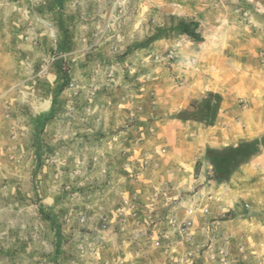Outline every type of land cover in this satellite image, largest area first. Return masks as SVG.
I'll return each instance as SVG.
<instances>
[{
  "label": "rangeland",
  "instance_id": "obj_1",
  "mask_svg": "<svg viewBox=\"0 0 264 264\" xmlns=\"http://www.w3.org/2000/svg\"><path fill=\"white\" fill-rule=\"evenodd\" d=\"M3 1L7 7L24 6L27 13L20 17L18 50L24 76L0 124V264L179 260L173 243L179 244L180 224L199 217L210 226L208 233L212 230L204 220L208 212L201 207L196 213L197 189L174 192L175 199L160 209L158 220L168 221L166 229L152 228L147 216L156 217L155 212L132 217L113 199L112 137L125 131L154 136L152 124L161 118L159 94L179 99L184 85L179 72L199 71L203 61L198 63V56L209 48L184 36L181 24L199 23L204 38L217 25L254 34L253 67L262 72L256 81L264 89V0ZM241 35L220 31L217 36ZM63 71L68 81L58 92ZM217 97L208 95L203 102H217ZM241 102L245 107L242 100L237 105ZM188 109L166 117H191L197 107ZM117 120L123 125L116 126ZM263 144L259 139L243 145L237 149L240 156L232 152L233 167ZM199 173L197 166L194 178ZM226 174L222 170L210 180ZM116 209L121 210L114 215ZM41 212L53 216V222ZM164 231L167 237L159 238Z\"/></svg>",
  "mask_w": 264,
  "mask_h": 264
},
{
  "label": "crops",
  "instance_id": "obj_2",
  "mask_svg": "<svg viewBox=\"0 0 264 264\" xmlns=\"http://www.w3.org/2000/svg\"><path fill=\"white\" fill-rule=\"evenodd\" d=\"M20 7H7L0 0V124L8 99L15 98L24 76L18 50L22 46L20 17L27 12L24 6ZM232 27L217 25L212 29L214 34L202 36L205 40L196 43L209 51L198 56L197 62L203 61L198 72H179L184 82L179 99L169 100L159 94L161 118L152 124L154 136L144 132L132 136L125 131L112 137L113 199L121 209L139 218L144 212H155L157 218L147 216L153 221L152 228L166 229L168 221L158 220L160 209L175 199L174 192L197 189L193 196L196 213L201 207L208 212L204 220L211 222V232L207 231L210 226H204L199 217L194 218L195 223L188 230L190 243L176 232L180 240L173 244L179 247V260L156 264H264V144L250 159L235 165L223 182L210 180L214 170L206 161L207 150L240 149L264 139V89L256 81L262 72L253 67L257 39L246 28ZM220 31H241L242 35L239 39H226L217 36ZM238 66L241 71H236ZM208 95L219 97L210 103L215 111L211 125H206L204 119L203 99ZM239 100L246 103L244 108L237 105ZM191 104L197 107L192 109L195 114L191 117H166L169 112L189 111ZM123 123L117 120L116 126ZM196 164L200 173L194 178ZM162 234L159 238L167 237V231Z\"/></svg>",
  "mask_w": 264,
  "mask_h": 264
},
{
  "label": "trees",
  "instance_id": "obj_3",
  "mask_svg": "<svg viewBox=\"0 0 264 264\" xmlns=\"http://www.w3.org/2000/svg\"><path fill=\"white\" fill-rule=\"evenodd\" d=\"M199 27H200V25L197 22H192L190 25L181 24L180 25V31L184 36L188 37L191 41H193L195 43H200L203 41V37L198 32ZM67 81H68V74L66 71H63L62 84H61V87L58 90V92L63 90V88L66 86ZM217 100H219L218 97H217ZM203 105H204L203 109L205 110V116H204L205 124L211 125L212 117H213V114L215 113V111L211 107V104L209 101L204 102ZM52 106L53 107L55 106L54 100L52 102ZM210 110H211V112H210ZM232 152L237 153L239 156L242 154L241 151L237 150V149L207 150L206 151V161L209 162L210 165L213 167L214 175H217L222 170L226 171V173H227L224 178L213 179L214 181L223 182L227 179V177L231 173L232 167H233V160L231 158ZM197 166H198V164H196V166H195V171H196ZM41 214L45 217V219L47 221H49L51 223L53 222V220H54L53 216H51L47 213H43V212H41ZM52 218H53V220H52ZM56 234H57V232H56Z\"/></svg>",
  "mask_w": 264,
  "mask_h": 264
},
{
  "label": "built area",
  "instance_id": "obj_4",
  "mask_svg": "<svg viewBox=\"0 0 264 264\" xmlns=\"http://www.w3.org/2000/svg\"><path fill=\"white\" fill-rule=\"evenodd\" d=\"M241 108H244L242 102H241ZM192 215H193V210L190 209L188 211V216L191 217ZM193 225H194L193 220L191 218H188V220L184 221L182 224L179 225L178 227L179 233L185 237H188L187 231L190 230L193 227Z\"/></svg>",
  "mask_w": 264,
  "mask_h": 264
},
{
  "label": "bare ground",
  "instance_id": "obj_5",
  "mask_svg": "<svg viewBox=\"0 0 264 264\" xmlns=\"http://www.w3.org/2000/svg\"><path fill=\"white\" fill-rule=\"evenodd\" d=\"M20 175V174H19Z\"/></svg>",
  "mask_w": 264,
  "mask_h": 264
}]
</instances>
